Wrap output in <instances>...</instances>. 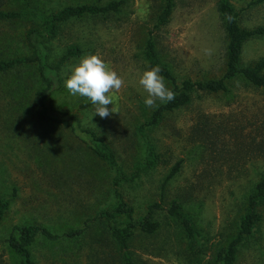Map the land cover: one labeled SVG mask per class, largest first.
Here are the masks:
<instances>
[{
  "label": "rangeland",
  "instance_id": "obj_1",
  "mask_svg": "<svg viewBox=\"0 0 264 264\" xmlns=\"http://www.w3.org/2000/svg\"><path fill=\"white\" fill-rule=\"evenodd\" d=\"M96 1L29 0L27 7L24 0H8L6 8L51 14L65 5ZM230 1L242 27L264 23V1ZM216 2L174 0L168 21L157 26L162 0H124L117 12L71 18L60 24L55 37L43 39L51 62L69 45L80 47L79 56L62 64L63 84L53 94V104L76 112L82 126L94 128L127 175L143 162L144 146L136 128L153 110L144 104L147 94L138 83L148 67L143 58L147 37L151 33L159 58L178 80L219 77L225 70L226 36ZM32 27H39L32 16L0 20V59L28 54L25 34ZM89 53L101 56L125 81L119 92L109 93L117 113L108 118L93 114L90 101L71 95L64 86L69 67ZM262 57L264 35L248 38L242 65ZM40 84L35 64L0 71V196L10 199L0 223V252L9 264H18L5 239L13 225L37 222L59 233L81 227L84 231L71 239L37 237L31 246L34 264H122L104 220L96 218L115 202L114 171L68 128L37 119ZM227 85L226 92H195L188 105L165 114L147 130L158 164L120 188L139 217L149 203L159 200L164 176L181 160L180 170L165 186L162 204L177 198L190 213L205 251L203 260L235 234L247 196L264 173V88L241 76ZM259 210L262 220L233 264H264V205ZM154 217L159 229L152 234L136 230L129 243L137 264H196L190 262L180 225L164 210L155 211Z\"/></svg>",
  "mask_w": 264,
  "mask_h": 264
},
{
  "label": "trees",
  "instance_id": "obj_2",
  "mask_svg": "<svg viewBox=\"0 0 264 264\" xmlns=\"http://www.w3.org/2000/svg\"><path fill=\"white\" fill-rule=\"evenodd\" d=\"M8 0H0V20H15L25 16L35 17L39 27L30 28L25 38L30 46L28 54L14 56L8 59H0V71H7L21 65L35 64L41 80L40 87L36 91L35 115L39 121L60 124L69 129L71 134L81 142L96 158L104 162L113 171L111 180L114 204L109 208L100 210L96 218L103 219L110 234L111 240L117 248L122 264H137L133 259L129 243L136 230L152 234L159 229V221L155 219L157 210H164L171 216L183 230L190 262L196 264H233L240 246L254 232L256 226L262 220L259 206L264 205V173H262L252 190L247 196L246 208L240 216L238 229L228 242L218 247L213 257L203 260L205 254L203 246L199 242V231L190 213L183 208L181 201L173 198L167 206L162 204L165 186L181 167V160L176 161L168 173L164 176L160 185V197L158 201L147 205L145 212L139 217H134V207L128 203L121 191L123 182H133L142 170L154 168L158 164V153L151 142L147 130L157 126L165 114L188 105L192 101L193 94L197 91L207 93L226 92L228 82L239 76L256 87L264 88V57L249 65H242L241 55L244 42L254 36L264 35V23L253 28L242 27L238 22L237 12L230 0H217V11L222 20L226 36L225 70L219 77L178 80L170 67L159 58L155 41L151 35L146 39L143 58L148 67L158 65L161 75L169 83L175 98L169 103L160 104L152 110L150 115L137 126V132L144 146L143 162L138 165L131 175H127L118 163L113 148L89 126H82L76 112L54 106L53 94L62 88L63 76L61 67L65 60L79 56L81 49L77 44L69 45L60 57L51 62L49 60V47L43 39L53 38L58 34L60 24L86 14L102 15L114 13L120 10L124 0H109L101 3H77L63 6L51 14H38L29 8V12L7 9ZM264 0H255L262 2ZM29 7V0H24ZM174 9V0H162L161 9L157 14L156 25L165 24ZM15 195V189L11 196ZM10 206V199L0 196V223ZM84 231V227L70 228L62 232H54L49 227L37 222L21 223L12 226L5 242L10 250L19 258L18 264H34L31 246L37 237L54 241L61 238H77ZM0 264H9L2 252H0Z\"/></svg>",
  "mask_w": 264,
  "mask_h": 264
},
{
  "label": "clouds",
  "instance_id": "obj_3",
  "mask_svg": "<svg viewBox=\"0 0 264 264\" xmlns=\"http://www.w3.org/2000/svg\"><path fill=\"white\" fill-rule=\"evenodd\" d=\"M138 83L147 94L144 104L149 108L155 109L175 98V92L166 86L158 65L146 67ZM64 86L71 95L90 101L95 106L93 114L108 118L112 113H117L109 93L119 92L125 86V81L101 56L89 53L69 67Z\"/></svg>",
  "mask_w": 264,
  "mask_h": 264
}]
</instances>
